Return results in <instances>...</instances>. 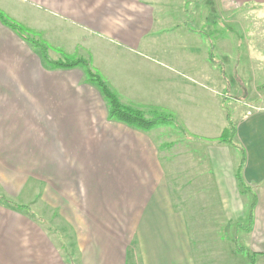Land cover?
<instances>
[{
    "label": "crops",
    "instance_id": "1",
    "mask_svg": "<svg viewBox=\"0 0 264 264\" xmlns=\"http://www.w3.org/2000/svg\"><path fill=\"white\" fill-rule=\"evenodd\" d=\"M0 12L51 61H87L121 105L165 111L199 141L225 222L248 225L264 264V0H0ZM241 99L261 104L224 107ZM226 116L245 157L244 195L239 151L211 143ZM107 117L80 68L50 70L0 22L1 193L63 216L79 264H197L158 146ZM0 264L67 263L40 224L0 204Z\"/></svg>",
    "mask_w": 264,
    "mask_h": 264
},
{
    "label": "rangeland",
    "instance_id": "2",
    "mask_svg": "<svg viewBox=\"0 0 264 264\" xmlns=\"http://www.w3.org/2000/svg\"><path fill=\"white\" fill-rule=\"evenodd\" d=\"M51 56L54 57L53 59L57 58V55ZM242 101L244 100L231 103L225 100L223 104L230 110L231 107H238V105L254 107L261 104L260 101L253 103ZM153 110L141 109L146 119L162 114L157 108ZM240 115L242 113H239ZM171 120V122H160L147 134L158 146L165 177L171 186L174 200L186 213L197 264H250L245 255V250H249L247 247L248 225H228L225 222L212 186L202 144L187 136L174 118ZM0 198L13 205L23 206L24 213L28 217L33 214L32 220L34 222H36L35 219L39 220L40 226L47 232L62 259L67 264H79L75 233L69 228V223L67 224L63 216L52 214L51 210L44 207L41 202H32L30 196H26L23 202H16L0 191ZM135 253V246L132 245L130 256L134 258Z\"/></svg>",
    "mask_w": 264,
    "mask_h": 264
},
{
    "label": "trees",
    "instance_id": "3",
    "mask_svg": "<svg viewBox=\"0 0 264 264\" xmlns=\"http://www.w3.org/2000/svg\"><path fill=\"white\" fill-rule=\"evenodd\" d=\"M0 22L11 31H13L23 41H25L33 50L38 51L43 64L50 70H68L73 68H80L83 71L85 82L93 86L99 92L101 98L105 102L108 111L107 118L109 121L123 124L131 129H135L143 133H148L149 130L153 129L160 122L163 123L172 121L171 119H173V117L169 113L162 110L159 111L163 114V116L162 114H159L155 115V118L153 117L146 119L142 114L141 109H133L121 105L116 94L111 90L105 80L90 67L87 61L64 54L62 55L61 60L51 61L47 53L48 47L45 46L41 41L34 39L35 34L33 32H30L16 22L9 20L1 12ZM155 109L156 108H150V110L153 111H155ZM211 143L228 146L239 151V156L237 157V164L235 167V178L241 194H246L247 189L241 179V171L244 165L245 157L243 154V150L239 147L236 140V124L230 117L226 116V125L221 136L216 140L211 141ZM0 204L11 208H16L18 210H25L23 206L13 205L11 204V202L3 198H0ZM253 206V204H251L250 206L247 223H250V221L252 220ZM29 217L31 219L34 218L33 214H30ZM35 220L40 224L39 220ZM245 255L250 264H255L254 255L251 254L249 250H245Z\"/></svg>",
    "mask_w": 264,
    "mask_h": 264
}]
</instances>
